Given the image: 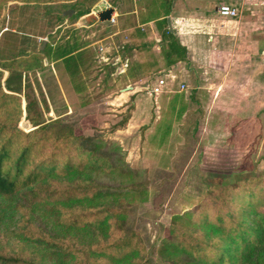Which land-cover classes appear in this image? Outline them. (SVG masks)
Masks as SVG:
<instances>
[{
  "label": "trees",
  "instance_id": "trees-1",
  "mask_svg": "<svg viewBox=\"0 0 264 264\" xmlns=\"http://www.w3.org/2000/svg\"><path fill=\"white\" fill-rule=\"evenodd\" d=\"M10 1L16 0H0V11ZM52 52L48 44L43 52L13 60L0 56V226L22 215L16 226L0 227V264H139L145 249L136 234L124 235L116 209L135 204L146 180L125 163L121 147L76 135L61 119L46 121L49 105L36 73L45 69V60L60 56ZM3 71L8 77L2 87ZM24 112L30 132L18 127ZM203 115L183 124L181 134L197 137ZM163 133L167 141L170 131ZM116 174L118 186L97 181L115 180ZM24 195L30 202L53 203V211L41 222L32 220L27 203L15 200ZM174 219L160 252L174 264H264V176L238 174L230 183L212 185ZM3 229L8 232L1 234Z\"/></svg>",
  "mask_w": 264,
  "mask_h": 264
},
{
  "label": "rangeland",
  "instance_id": "rangeland-1",
  "mask_svg": "<svg viewBox=\"0 0 264 264\" xmlns=\"http://www.w3.org/2000/svg\"><path fill=\"white\" fill-rule=\"evenodd\" d=\"M68 1L71 0H16L4 3L0 11V56L5 60H13L21 54L43 52L38 46L48 43L52 37H56L54 32L68 26L67 20L64 21V13L71 6L78 7L83 0L71 3ZM262 1L239 0L238 6L242 8L237 21L257 22L264 13ZM119 2L122 4V0ZM92 4L93 2L89 5ZM120 7L122 11L128 9L127 1ZM153 12L154 8L152 14ZM74 15L75 13L72 17ZM60 17L64 18L63 22ZM80 24L87 25L85 21ZM248 26L249 23L244 24L245 29L249 30ZM61 34L62 32L57 35L56 40L61 38ZM242 45L237 50L239 52L231 54L230 70L233 82L224 87H216L221 92L214 101L206 84L205 91H202L206 97L202 101H195L193 98L187 100L184 93H161L155 100L147 91H143L131 97L124 110L117 114L116 111L109 110L117 102L116 99L113 102L112 98L121 95L128 87L126 82L117 80L107 86L110 88L107 90L111 101L93 100L90 102H99L94 109H83L85 105H80L84 100L70 92L68 86L61 82L56 83V79L53 80L51 73L47 71L36 73L42 86L41 92L49 105V110L44 111L47 122L61 119L62 124L73 126L76 135L98 138L109 148L121 147L125 153V163L138 170L146 180L147 185L137 188L140 198L135 204L116 209L123 220L124 235L128 237L136 234L137 241L145 249L139 264H174L173 258H165L160 253L161 248L166 245V239L171 238V230L176 223L174 217L191 210L204 198L212 185L230 183L238 174L264 176V94L256 90L253 84L244 86L241 82L240 75L242 76V69L245 67V61L241 57L245 55L242 53L245 50ZM148 56L149 52L139 55L143 64L149 62ZM44 64L47 66L46 60ZM7 77L8 73L3 71L2 87ZM29 78L34 80L31 75ZM33 84L35 86L34 81ZM137 84L133 86L141 87L143 82ZM144 84L150 85L148 82ZM90 88L91 97L99 92L96 85H91ZM125 91L133 92L132 89ZM39 92L36 89L38 99ZM173 95H178L179 99L173 100L178 98ZM136 100L138 101L133 104ZM23 101L22 97L24 110ZM122 102L119 101L120 104ZM184 104L186 113L189 110L185 118L181 107ZM201 111H204V115L198 136L188 139L181 134L179 128L187 121L194 122V115L198 117ZM23 117L18 127L30 132L33 128L25 121V112ZM125 123L129 124L128 128ZM164 130L170 131L167 141L163 139ZM118 179L116 174L115 180L103 176L97 181L118 186ZM15 200L27 203L30 209L28 217L38 222H41L44 214L48 216L47 213L53 211V203L30 202L26 195ZM11 212L7 213V221ZM15 215L14 224L7 222L0 227L16 226L15 223L21 220L22 215ZM2 232L1 234H5L8 230L3 229ZM10 248L13 249L14 246L9 245L8 249Z\"/></svg>",
  "mask_w": 264,
  "mask_h": 264
},
{
  "label": "crops",
  "instance_id": "crops-1",
  "mask_svg": "<svg viewBox=\"0 0 264 264\" xmlns=\"http://www.w3.org/2000/svg\"><path fill=\"white\" fill-rule=\"evenodd\" d=\"M73 1L77 0L68 2ZM110 1L83 0L78 7L71 6L69 10L75 15L64 14L65 19L60 17V21L67 20L68 26L54 32L56 37L62 32L61 38L52 37L48 43H43L45 45L38 46L39 50H44L50 44L52 53L60 54L55 61L49 63L46 60L47 66L41 72L51 73L56 83H63L70 92L81 97L84 101L80 106L85 105L83 109H94L99 102L92 103L93 100L111 101L107 86L117 80L126 82L128 87L125 90H133L129 93L124 90L112 98L117 102L109 110L117 114L124 110L131 97L143 91L157 100L160 95L151 94V89L159 80L165 83L162 94L184 93L187 100L194 94V99L202 101L206 97L202 91L209 86L214 101L221 92L216 87L233 82L231 54L239 52L242 43L245 55L241 57L245 67L240 75L241 82L244 86L253 84L264 94V13L255 23L250 20L239 22L237 18L218 14L220 5L239 7V0H122V4L128 3V9L123 11L120 0ZM107 9H113L114 23H111V17L108 21L99 19V14ZM82 21L87 25L80 24ZM247 23L249 30L244 27ZM146 52H149V62L143 64L139 55H146ZM146 81L150 85L144 86ZM142 82L141 87L133 86ZM181 84L186 85V90H179ZM91 85H96L99 91L95 97L89 93ZM119 101H123L122 104ZM181 107L183 109L186 105ZM188 111L186 113L183 109L184 118ZM128 126L127 123L125 127Z\"/></svg>",
  "mask_w": 264,
  "mask_h": 264
},
{
  "label": "built area",
  "instance_id": "built-area-1",
  "mask_svg": "<svg viewBox=\"0 0 264 264\" xmlns=\"http://www.w3.org/2000/svg\"><path fill=\"white\" fill-rule=\"evenodd\" d=\"M262 2H263V5H264V0ZM217 11H218V14L220 16H222V17L234 18V19L238 18L240 16V13H241L239 7L231 6L229 4L220 5ZM110 21H111V23H114L115 22V18L111 17ZM164 84L165 83H164L163 80H159L158 84L151 89V94L156 95V96L160 95L163 92L162 87L164 86ZM179 90L180 91L186 90V85L185 84H181L180 87H179Z\"/></svg>",
  "mask_w": 264,
  "mask_h": 264
},
{
  "label": "water",
  "instance_id": "water-1",
  "mask_svg": "<svg viewBox=\"0 0 264 264\" xmlns=\"http://www.w3.org/2000/svg\"><path fill=\"white\" fill-rule=\"evenodd\" d=\"M73 12H74L73 10H69V11L65 12L64 14L72 15ZM112 13H113V9H107V10H105L99 14V19L101 21H108V20H110ZM168 24H169V27L171 28V23L169 20H168ZM172 31H173V28H172ZM43 45H45V44H43Z\"/></svg>",
  "mask_w": 264,
  "mask_h": 264
}]
</instances>
